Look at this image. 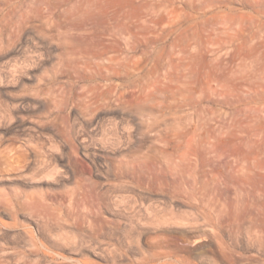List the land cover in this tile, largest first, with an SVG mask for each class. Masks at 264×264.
Instances as JSON below:
<instances>
[{"label":"rangeland","instance_id":"rangeland-1","mask_svg":"<svg viewBox=\"0 0 264 264\" xmlns=\"http://www.w3.org/2000/svg\"><path fill=\"white\" fill-rule=\"evenodd\" d=\"M73 2L0 0V264H264V0Z\"/></svg>","mask_w":264,"mask_h":264},{"label":"bare ground","instance_id":"bare-ground-1","mask_svg":"<svg viewBox=\"0 0 264 264\" xmlns=\"http://www.w3.org/2000/svg\"><path fill=\"white\" fill-rule=\"evenodd\" d=\"M93 1L95 0H76V2H73V6L78 9L83 5L84 11L88 12L91 9L90 5ZM54 26H56L60 35L75 40L80 46H84L85 48L102 45L103 42L100 40L102 37L112 38V45L119 44L120 40L128 43L132 39V34L128 31L129 24L117 20L110 22L103 20L74 19L67 23L57 22L53 24L46 22L38 25L37 28L42 31L45 28L51 29ZM83 264L91 263L85 261Z\"/></svg>","mask_w":264,"mask_h":264}]
</instances>
